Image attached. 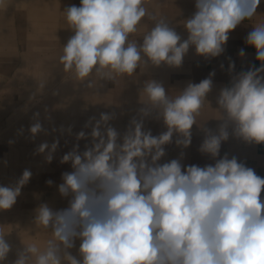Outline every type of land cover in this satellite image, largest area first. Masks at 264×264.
I'll return each mask as SVG.
<instances>
[{
	"label": "clouds",
	"instance_id": "1",
	"mask_svg": "<svg viewBox=\"0 0 264 264\" xmlns=\"http://www.w3.org/2000/svg\"><path fill=\"white\" fill-rule=\"evenodd\" d=\"M144 3L81 0L80 6L68 7L66 19L75 34L60 56L64 71L74 73L81 82L94 69L102 78L131 76L141 62V52L156 65L179 66L189 44L196 46L198 54L218 56L228 33L255 14L260 0H196L197 11L185 23L188 40L177 46L180 36L161 21L138 48L128 37L147 14ZM5 6L6 0H0V7ZM246 43L254 46L256 59L262 63L224 88L218 104L235 123L238 136L262 144L264 76L259 74L264 73V24L248 33ZM239 54L243 56L244 50ZM211 75L199 84H189L174 99L168 98L162 84L146 82L143 93L153 106H162L168 129L158 136L144 128L143 117L149 114L145 108L139 110L141 118L130 120L123 134L110 123L114 113L89 118L84 128L91 131H79L76 140L90 138V145L81 152L77 143L62 157L73 168L62 174L64 182L59 185L61 195L72 194L69 207L54 212L41 204L37 209L36 222L45 228L51 224L59 244L49 240L41 251L29 243L17 252L12 264H29L31 257L35 264H62L61 245L68 264H264V178L235 157L228 159L227 154L214 166L188 165L183 171L175 159L156 163L165 155L162 146L171 142L174 131L184 137L177 143L190 144V130L210 90ZM44 131L39 119L30 126L33 138ZM227 138L223 125L218 136L204 140L201 151L218 157L221 141ZM58 145V139L51 145L42 142L38 151L47 149L46 159L51 161ZM30 177L31 172L25 170L14 188L0 186V210L16 203ZM76 238L81 241L82 260L67 251L75 247ZM11 250L0 230V264Z\"/></svg>",
	"mask_w": 264,
	"mask_h": 264
},
{
	"label": "crops",
	"instance_id": "2",
	"mask_svg": "<svg viewBox=\"0 0 264 264\" xmlns=\"http://www.w3.org/2000/svg\"><path fill=\"white\" fill-rule=\"evenodd\" d=\"M80 3L81 0H12L10 8L7 7V15L4 17L2 13L4 18L0 19V62L4 59L9 64L15 62L20 55L28 56L9 80L0 79V126L11 111L15 115L20 114L16 108L21 100V93H25L22 98L30 100L34 96V89L53 86L51 95L42 105L29 110L22 121L14 122L0 141V186L14 188L25 170L31 172L16 203L10 209L0 210L1 226L10 225V219L13 223H18V235L4 234L13 251L22 250L29 243H35L41 251L45 250L49 240L59 244L53 236L51 224L45 228L36 222V193L43 194L45 198L49 196L44 204L54 212L69 207L72 194L61 195L59 185L64 182L62 174L72 172L73 168L71 162H63L62 157L77 143L81 152L86 144L90 145V138L76 140V133L79 131H91L90 127L84 128L89 118L99 119L103 112L114 113V119L110 123L123 134L130 120L133 117L141 118L139 110L145 108L149 113L143 117L145 130L150 129L153 136L168 130L163 121L162 106H153L143 93L148 81L155 80L162 84L168 98L174 99L189 84H199L214 73L211 75L210 90L203 99L199 114L195 115L196 122L190 130V144L185 146L177 143L184 137L174 131L171 142L162 146L165 155L157 164L162 165L175 159L181 163L183 171V166L188 165L214 166L218 159L227 154L228 159L235 157L238 163H244L264 178V143H250L238 136L235 123L228 119L226 111L218 104L224 88L231 87L241 73H246L253 66L259 68L262 63L256 59L254 46L246 43V37L254 27L264 24V0H260L251 18L244 19L228 33V40L222 45L223 51L218 56L198 54L196 46L189 44L179 66L165 62L156 65L141 52V62L131 76L113 74V79L102 78L94 69L83 82L77 80L74 73L65 72L60 62L63 47L75 34L66 19L67 8L72 5L80 6ZM195 3L196 0H146L143 7L147 14L137 25V31L129 34L128 42H135L139 48L143 37L163 21L180 36L179 46V43L189 38L185 23L197 11ZM240 49L244 50L243 56L239 54ZM232 64L234 68H230ZM7 68L9 66H3L0 71L7 72ZM68 73L73 74L70 80L66 78ZM259 75L264 76V73ZM89 82L92 87L86 86ZM21 87L25 89L21 90ZM36 113H39L38 118ZM37 119L45 131L33 138L30 126ZM223 125H226L228 138L221 141L219 156L214 158L201 151V147L209 135L218 136ZM62 127L65 129L63 133L60 131ZM69 128L71 133L67 132ZM56 139L59 140L58 148L52 154V160L48 161V150L39 152V145L42 142L51 145ZM148 162L151 163L150 157ZM54 172L60 174L55 175ZM49 180L52 181L51 184L47 183ZM52 192L54 195L51 198ZM261 200L264 201V189ZM24 207H27V211L23 210ZM26 233L27 239L23 238ZM80 243V239L76 238L75 247L67 251L82 260ZM61 249L62 264H68L64 259L62 245ZM10 256L6 261L12 264L15 259ZM29 264H35V257L30 258Z\"/></svg>",
	"mask_w": 264,
	"mask_h": 264
},
{
	"label": "rangeland",
	"instance_id": "3",
	"mask_svg": "<svg viewBox=\"0 0 264 264\" xmlns=\"http://www.w3.org/2000/svg\"><path fill=\"white\" fill-rule=\"evenodd\" d=\"M12 3V0H6V6L5 7H0V19H2L3 15L4 17L7 15V7L10 8V5ZM9 5V6H8ZM3 13V15H2ZM3 17V18H4ZM28 56L27 55H20L19 58H17L15 60V62H12V63H9L8 64V60H2L0 62V69L3 67V66H9V68H7V72H1L0 71V79H5V80H9L13 74L16 73V68H18L20 65H22L25 61V59L27 58ZM10 66H13V67H10ZM72 73H68L67 75V80H70L71 77H72ZM55 84V83H54ZM53 86L49 87V88H36L34 89V96L33 98H31L30 100H26L24 98H22V95L25 94V93H21V100L19 102V104H17V108L16 110H19V115L18 114H14L12 113V111L1 121V126H0V141L1 139H3V136L11 129V127L13 126L12 124H14V122H18V121H22L23 119H25V117L27 116L29 110H33L34 108H38L40 105H42V103L45 101V99H47L50 95H51V91L53 90L52 89ZM25 89V87H21V90ZM16 113V112H15ZM15 115V117H14ZM53 174L55 175H59L60 173L58 172H54ZM39 192L36 193V208H39L41 204H44L45 203V200H48L49 196L46 198L44 197L43 194L41 195H38ZM54 193L52 192L51 193V198L53 197ZM26 206V205H25ZM24 211H27V207H24L23 208ZM12 218V217H11ZM23 219L26 217H22ZM12 219H10L9 223L10 225H5L4 227L0 225V230H3L4 231V234L7 233V234H10V235H13V236H16L18 235V230L19 228L17 227V222H12L11 221ZM16 223V224H15ZM14 226H13V225ZM37 235V234H36ZM54 236V235H53ZM23 238H26L27 239V233L25 234V236ZM36 238H39L36 236ZM18 240V239H16ZM62 250V249H61ZM19 250H12V253L10 252L9 255H11L10 257H13L14 259L17 258L16 254ZM4 264H11L10 261H6Z\"/></svg>",
	"mask_w": 264,
	"mask_h": 264
}]
</instances>
